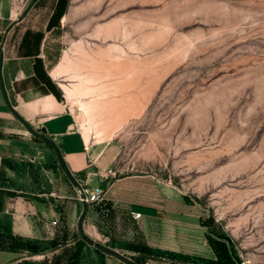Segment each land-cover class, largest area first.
<instances>
[{
    "label": "rangeland",
    "instance_id": "1",
    "mask_svg": "<svg viewBox=\"0 0 264 264\" xmlns=\"http://www.w3.org/2000/svg\"><path fill=\"white\" fill-rule=\"evenodd\" d=\"M81 3L63 83L78 129L120 149L109 184L211 217L234 263L264 264V0Z\"/></svg>",
    "mask_w": 264,
    "mask_h": 264
},
{
    "label": "crops",
    "instance_id": "2",
    "mask_svg": "<svg viewBox=\"0 0 264 264\" xmlns=\"http://www.w3.org/2000/svg\"><path fill=\"white\" fill-rule=\"evenodd\" d=\"M73 9L72 0H0L8 99L34 129H47L79 184L66 176L53 147L11 113L0 82V264H218L211 243L217 234L203 226L202 215L155 205L152 190L141 192L128 178L109 184L120 149L87 140L68 103L76 89L63 83L72 67L65 28L86 10L81 3L72 17ZM82 187L103 188L105 200L84 204ZM86 206L84 234L121 258L85 240L79 222ZM27 242L39 252L25 249ZM232 259L226 264H236Z\"/></svg>",
    "mask_w": 264,
    "mask_h": 264
},
{
    "label": "water",
    "instance_id": "3",
    "mask_svg": "<svg viewBox=\"0 0 264 264\" xmlns=\"http://www.w3.org/2000/svg\"><path fill=\"white\" fill-rule=\"evenodd\" d=\"M2 65H3V55L1 54L0 56V82H1V88H2V92L4 95V99L5 102L7 104V107L9 108V110L11 111V113L24 125V127L34 136L38 137L39 139L43 140L45 143L51 145L57 155V158L59 160V163L64 171V173L66 174V176L69 178V180L71 181V183H73L74 186L79 187L78 182L76 181L75 177L73 176V174L71 173L68 165L65 163L63 154L61 149L59 148V146L57 145V143L48 138L47 137V129L43 128V129H34L33 126L25 120V118H23L20 113L11 105L9 99H8V95L6 92V88H5V84H4V80H3V74H2ZM87 211H88V207L86 206L84 209V212L80 218V222H79V227H80V231L82 232L83 236L86 238V240L91 244V245H96L99 249L109 252L111 253L113 256L121 258V256L111 250L109 247L102 245L100 243H96L95 241H93L92 239H90L87 235L84 234L83 232V220L87 215Z\"/></svg>",
    "mask_w": 264,
    "mask_h": 264
},
{
    "label": "built area",
    "instance_id": "4",
    "mask_svg": "<svg viewBox=\"0 0 264 264\" xmlns=\"http://www.w3.org/2000/svg\"><path fill=\"white\" fill-rule=\"evenodd\" d=\"M83 112V109L80 105H77L75 107V111H71V113L73 115L77 114H81ZM81 201L88 205V204H94V203H101L105 200V192L103 189L97 187L94 188L93 190H90L87 187H82L81 191ZM135 219H140L141 218V214H133ZM149 264V263H147Z\"/></svg>",
    "mask_w": 264,
    "mask_h": 264
},
{
    "label": "trees",
    "instance_id": "5",
    "mask_svg": "<svg viewBox=\"0 0 264 264\" xmlns=\"http://www.w3.org/2000/svg\"><path fill=\"white\" fill-rule=\"evenodd\" d=\"M201 223L203 224V226H207L209 228V230H211L210 231L211 233L215 232L214 229L212 228L214 220L211 217H209L208 219H201ZM27 243L28 244L25 246V249H31L32 252H35V253L39 252V248L37 246H34L33 244L31 245V244H29V242H27ZM211 243H213V245L215 246L217 253L220 257V259H218V264H226L225 261L227 260V258L230 260V258L228 257L226 246L221 244L220 241L214 242L212 238H211ZM142 262H144V261H142ZM135 264H146V262L140 263V261H135Z\"/></svg>",
    "mask_w": 264,
    "mask_h": 264
},
{
    "label": "bare ground",
    "instance_id": "6",
    "mask_svg": "<svg viewBox=\"0 0 264 264\" xmlns=\"http://www.w3.org/2000/svg\"><path fill=\"white\" fill-rule=\"evenodd\" d=\"M82 109H83V114H84V108L82 107ZM88 134H87V132H86V138H87V140H88Z\"/></svg>",
    "mask_w": 264,
    "mask_h": 264
}]
</instances>
